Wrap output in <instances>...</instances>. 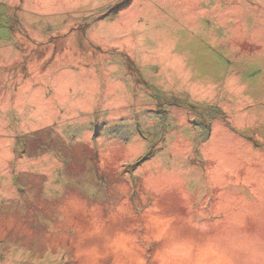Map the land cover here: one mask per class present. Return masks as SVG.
<instances>
[{
  "label": "rangeland",
  "instance_id": "obj_1",
  "mask_svg": "<svg viewBox=\"0 0 264 264\" xmlns=\"http://www.w3.org/2000/svg\"><path fill=\"white\" fill-rule=\"evenodd\" d=\"M221 262L264 264V0H0V264Z\"/></svg>",
  "mask_w": 264,
  "mask_h": 264
},
{
  "label": "crops",
  "instance_id": "obj_2",
  "mask_svg": "<svg viewBox=\"0 0 264 264\" xmlns=\"http://www.w3.org/2000/svg\"><path fill=\"white\" fill-rule=\"evenodd\" d=\"M246 240H243V242H245ZM246 244V242L245 243H243V245H245ZM245 251H246V260L248 259V253H249V250H248V248H245ZM257 253H258V250H257ZM221 264H223L222 262H221Z\"/></svg>",
  "mask_w": 264,
  "mask_h": 264
}]
</instances>
